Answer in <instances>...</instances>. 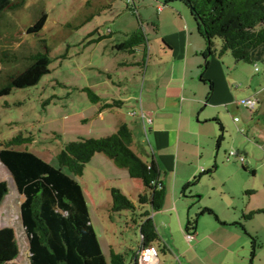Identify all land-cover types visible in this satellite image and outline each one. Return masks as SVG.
I'll use <instances>...</instances> for the list:
<instances>
[{"label": "rangeland", "instance_id": "1", "mask_svg": "<svg viewBox=\"0 0 264 264\" xmlns=\"http://www.w3.org/2000/svg\"><path fill=\"white\" fill-rule=\"evenodd\" d=\"M20 2L22 0H12V4ZM159 3L162 4L163 1L25 0L22 7L4 10L0 16V87L9 77L25 71L31 64V56L38 52L44 53L45 48L52 60L49 67L51 73L44 76L38 85L16 89L10 96L0 98V150L5 141L19 135L33 137L31 144L15 149L36 152L41 159L53 164L54 158L69 142H76L80 138L99 139L111 136L112 130L104 128L113 127V119L107 117L110 116L108 112H105L106 122L99 119L100 106L90 101L86 89L92 90L98 97L108 98V94L114 93H122L121 96L125 99L129 96L136 97L135 102L125 103L120 113L127 119L133 132V150L139 143H149L147 136L134 124L136 118L127 117V111L130 110L131 115L140 110L137 100L139 101V82L143 79V49L138 48L133 56L117 50L116 45L124 43L127 35L140 28V18L144 23L143 31L151 38L150 50H159L162 39L154 37L151 25V21L157 22V17L162 14L158 11ZM183 6L180 1L176 5L172 3L166 6L168 13L161 18V31L164 34L175 29L173 22H170L171 13L177 25L181 21L176 11L179 12ZM186 11L191 26L198 33L191 9L187 8ZM43 14L48 16L46 27L38 34H28L27 30ZM215 43L217 47L221 46L220 39L215 40ZM224 59L230 65L235 63L238 66L237 70H233L238 80L232 81L240 85L235 90L239 94L237 100L252 96L260 103L257 111L242 104L239 111L234 106L230 107L232 113L225 109V115L232 123V127H225L226 139L220 154L226 161V167L221 168L220 173L216 172V176L210 181L200 179L188 188L184 197L187 202L195 204L196 208L197 201L203 196V202L222 209L229 218H233L236 212H240V216L242 214L241 221L234 222L242 227L225 228L232 229L235 235L223 246H230L236 251L235 255L224 248L221 250L210 245L208 251H199L197 256L204 259L200 264H220L226 258L234 264H264V213L258 212L264 210V64L237 63L231 55L224 56ZM126 61L138 64L123 67L120 63ZM234 117L239 124H235ZM247 123L250 130L244 128L241 132L239 127ZM231 151L245 159L247 172L234 158L227 161V155ZM142 158L144 161L149 160L146 156ZM231 165L237 166L238 170ZM127 176L126 169H120L101 153L86 165L84 175L77 178L87 194L92 226L101 240L104 258L108 263L113 248L118 254H126L127 264H130L131 250L136 254L142 241L140 231L132 221V212H110L111 189L128 185L123 182V177ZM166 176L161 178L165 180ZM206 178L209 175L203 179ZM228 180L231 183L225 185ZM0 183H5L7 187L0 204V264H30L28 238L22 227L20 214L24 197L16 191L9 171L1 162ZM165 185L168 186L166 183ZM167 190L173 193L172 186L167 187ZM182 191L183 187L177 193L182 194ZM123 193L129 196V193ZM243 211H246L244 214L256 213L252 219H244ZM217 216L220 218L218 214ZM198 219L201 228H212L214 224L219 226L213 216L204 215ZM224 232L225 230L221 231ZM254 241L256 245L253 259ZM185 245L189 247V244ZM155 246L163 259L165 255L159 249V243H155ZM191 257H184L177 251L164 264H199L193 262ZM177 258L179 262L175 260Z\"/></svg>", "mask_w": 264, "mask_h": 264}, {"label": "trees", "instance_id": "2", "mask_svg": "<svg viewBox=\"0 0 264 264\" xmlns=\"http://www.w3.org/2000/svg\"><path fill=\"white\" fill-rule=\"evenodd\" d=\"M164 5L182 2L193 13L200 26V35L210 46L209 53L215 52L220 58L231 55L237 63L264 64V0H162ZM25 0L12 4V0H0V16L4 10H15L24 5ZM48 16L41 15L30 27L28 34H38L46 27ZM140 28L127 35L126 41L116 45V49L131 55L143 49L146 64L149 58L150 39L143 31L144 23L139 18ZM154 31L158 30L152 22ZM221 40L217 47L215 40ZM163 44L170 46L163 41ZM29 59V67L20 74L13 75L0 87V98L10 96L16 89H27L38 85L44 76L51 73V57L47 48ZM142 65V66H143ZM258 72V68H256ZM90 101L99 104L101 98L92 90L86 89ZM252 97V96H251ZM250 97V98H251ZM254 111H257L259 101ZM244 100V99H243ZM121 101L103 104L104 110L122 108ZM222 126V133H224ZM33 137L19 135L3 143L0 150V162L9 171L17 188L24 197L20 206L21 224L29 244L30 264H127L126 254L112 251L109 263L104 258L100 239L92 226L89 205L83 186L78 181L85 167L97 154H104L120 169H126L131 178L139 180L144 186L138 197V205L128 198L119 188H112L111 213L132 212V218L139 229L142 242L138 251L147 246H155L161 238L151 219V212L163 209L168 190L161 181V171L156 159L144 161L133 150L134 135L127 124L118 127L117 131L107 138H80L76 142L67 143L54 158V163L46 162L36 152L17 150L31 144ZM223 136L219 139V144ZM231 158V157H230ZM246 163V161H245ZM245 163H242L245 165ZM216 166L211 170L213 172ZM243 169L248 170L246 166ZM208 174V173H207ZM254 174V173H252ZM198 178L190 182L189 188L198 182ZM5 183H0V204L6 195ZM149 206L145 212L138 208ZM212 214L206 209L202 213ZM264 213V210L258 211ZM257 212V213H258ZM256 212L245 215L251 219ZM198 219L188 223L187 231H195ZM256 242L252 246L253 259ZM156 247V246H155ZM157 248V247H156ZM158 249V248H157ZM138 251L132 252L130 264H137ZM160 253V252H159ZM252 259V260H253Z\"/></svg>", "mask_w": 264, "mask_h": 264}, {"label": "crops", "instance_id": "3", "mask_svg": "<svg viewBox=\"0 0 264 264\" xmlns=\"http://www.w3.org/2000/svg\"><path fill=\"white\" fill-rule=\"evenodd\" d=\"M176 3L179 2L173 4L176 5ZM183 5L184 8H188L185 4ZM166 6L168 5L160 4L158 11L162 14L157 17V22L151 21V23H156L158 27L157 31L153 30L154 37L157 40L162 39V43L159 50L155 48L150 50V41L149 50H147L149 58H147L146 64L142 66L143 79L139 82V101L137 100V102L140 110L138 113L134 111L132 113L134 115H130V110L127 111V117L136 118L134 124L143 135L147 136L149 142L139 143L134 151L141 157L146 156L149 160L156 159L160 167L161 177L167 175L165 180L160 177L161 181L164 185L165 183L168 184L167 187H173V193L168 192L166 195L163 209L151 212L150 215L161 238L160 245L165 255L163 259L160 256L156 264H164V262L171 260L177 251L183 254L184 257L192 256L191 260L200 264L204 260L197 256L200 250L205 249V251H208L210 245L223 250V245L235 235V233H232V229L225 228H231V226L242 227L240 224L234 223L236 220H238L237 222L241 221L242 214L240 216V212H236L233 218H229L222 209L203 202V196H200L197 201L196 208L195 204L187 202L184 197V193L188 190L186 186L194 179L210 181L211 178L216 176V172L218 174L221 168L226 167V164H224L226 161L220 154L226 139L225 130L229 126L232 127V123L226 117L225 109L227 112L232 113L230 107L234 106L236 111H239L240 102L242 101L237 100L239 94L235 91L238 90L240 85L232 82L238 80L233 72V70L238 69V66L235 63L230 65L227 59L220 58L215 52H208L210 46L199 33V24L195 20L198 26V33H196V30L191 26L189 14L184 8H179V12L176 11L181 20L178 21V25L177 22L173 21L172 13L170 14L169 18L172 20L170 22H173L175 29L164 34L161 31V18L163 19V16L168 13L169 9ZM149 39H151L150 36ZM163 41L170 47L167 48ZM120 64L123 67H130L138 63L126 61ZM121 94H108V98L100 97L102 101L96 104L100 106L98 111L100 120L106 122L105 112L109 113L110 116H107L109 119H113V127L104 128L107 131L111 129L112 134L124 124H127L130 128L127 119L120 111H122L125 103L135 102L136 97L129 96L125 99ZM115 101H121L123 103L122 108L110 110L102 108L104 103L112 104ZM143 115L152 118V123L146 128L147 132L144 129ZM235 119L237 118L234 117V122ZM235 124H239V121ZM222 126L225 129L224 133L221 131ZM244 128L250 130L249 124L242 125L239 130L243 132ZM221 136H223V141L219 144ZM233 158L240 162L242 168L247 165L246 163L245 165L242 164L239 160L240 157L233 156L230 158L229 154L227 155V161ZM215 166L216 169L211 172ZM231 167H236V171L238 170L237 166L231 165ZM246 167L248 168V166ZM208 175L209 178L203 179L204 176ZM230 181L225 182V185L231 183ZM123 182L128 183V185H121L119 188L129 193V196L126 194L127 197L138 205V197L144 190L142 182L131 178L129 173L127 177H123ZM182 187L183 193H177V190ZM231 188H233L232 185ZM84 193L90 208L85 189ZM94 204L96 205V203ZM150 209L149 206H144L138 208L137 211L145 212ZM206 209L212 210L213 213H202ZM244 212L246 211L242 212L245 219L244 216L248 214H244ZM204 215L213 216L219 226L216 227L214 224L212 228L207 226L201 228L198 217ZM194 217L198 219L195 231H191L195 235V240L189 243L186 240V235L189 233L187 227L189 221ZM222 230H225V232L221 233ZM217 235L219 238L216 237ZM185 243L189 244V247H186ZM207 244L209 245L205 248ZM229 247L226 246L224 250L231 251L232 255H235L236 251ZM111 251L117 252L113 248ZM178 259L175 260L179 262ZM178 264L182 263L179 262ZM220 264L234 263L226 258Z\"/></svg>", "mask_w": 264, "mask_h": 264}, {"label": "built area", "instance_id": "4", "mask_svg": "<svg viewBox=\"0 0 264 264\" xmlns=\"http://www.w3.org/2000/svg\"><path fill=\"white\" fill-rule=\"evenodd\" d=\"M161 10V9H160ZM245 106L246 108L254 111L257 105V101L251 98L244 99L240 102V105ZM134 115V114H132ZM144 119V126H145V132H147V126L152 123V118L145 117L143 115ZM235 122H238V119H235ZM230 157L237 156L234 151H231L229 153ZM242 163H245V159L243 157H240L239 159ZM186 240L189 243H192L195 240V235L193 233H188L186 235ZM158 259H160V253L159 250L155 246H147L144 247L142 250L138 251V258H137V264H156Z\"/></svg>", "mask_w": 264, "mask_h": 264}]
</instances>
